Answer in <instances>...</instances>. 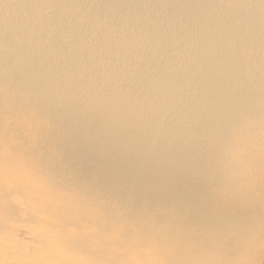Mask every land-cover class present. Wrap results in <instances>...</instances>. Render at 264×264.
<instances>
[{
	"label": "bare ground",
	"instance_id": "1",
	"mask_svg": "<svg viewBox=\"0 0 264 264\" xmlns=\"http://www.w3.org/2000/svg\"><path fill=\"white\" fill-rule=\"evenodd\" d=\"M0 264H264V0H0Z\"/></svg>",
	"mask_w": 264,
	"mask_h": 264
}]
</instances>
